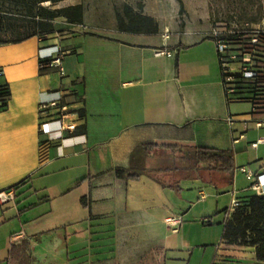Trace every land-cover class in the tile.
Returning <instances> with one entry per match:
<instances>
[{
	"label": "crops",
	"instance_id": "crops-1",
	"mask_svg": "<svg viewBox=\"0 0 264 264\" xmlns=\"http://www.w3.org/2000/svg\"><path fill=\"white\" fill-rule=\"evenodd\" d=\"M124 3L137 10L136 0H61L59 8L82 5L81 23L59 16L49 20L52 32L0 43V88L9 90L1 95L0 191L14 193L0 202V215L12 205L18 222L5 231L0 264H160L168 243L176 248L184 239L181 178L202 174L188 171V161L164 145L231 150V179L217 177L232 183L231 200L256 193L250 184L264 173V126H256L264 104L231 101L251 104L238 112L226 100L216 37L203 26H179L162 0L155 8L143 0L142 12L157 21L158 32L121 31L116 13ZM55 50L63 52V72L40 70V57ZM52 102L43 113L41 106ZM61 104L74 131L42 133L41 123L55 119ZM115 168L128 175L117 176ZM50 176L56 196L77 192L72 205L80 216L72 221H82V229L40 234L32 227L36 213L27 212L49 200L37 192ZM197 194L207 196L200 188ZM224 209L226 219L231 211ZM170 216L180 222L169 225ZM107 242L113 258L96 248ZM214 244L209 264H264L252 246L227 244L222 235Z\"/></svg>",
	"mask_w": 264,
	"mask_h": 264
},
{
	"label": "rangeland",
	"instance_id": "rangeland-1",
	"mask_svg": "<svg viewBox=\"0 0 264 264\" xmlns=\"http://www.w3.org/2000/svg\"><path fill=\"white\" fill-rule=\"evenodd\" d=\"M142 1L136 0V7L137 3ZM155 1L157 0H147L152 8L156 6ZM162 1L172 14H177L179 26H184L186 23L200 25L221 38L234 34L244 36L247 32L256 29L264 32V0H182V11H179L176 0ZM42 5L51 9L60 7V4L49 2ZM259 58L264 60V57ZM250 87L253 90L252 85ZM230 103L238 112L251 108V104L246 101ZM217 175L214 173V177L209 178L204 173L187 172L181 178V191L184 197L180 202L183 204L180 212L184 215V225L180 237L184 235V239L177 241L179 246L176 247L177 249L174 248L173 242L168 243L167 254L160 264H209L214 253V243L219 242L222 235V222L225 218L223 209H230L232 201V183ZM54 180L55 178L51 176L45 179L48 184L47 189L37 192L41 198H45L44 195L47 194L49 200L43 201L34 211L27 212L28 218H33L32 214L36 213V218L30 220L34 221L32 227L37 228L40 234H47L52 231L51 229L58 230L61 234L70 233L73 229H82L83 225L80 224L82 221L78 223L72 221L80 216L79 211L72 205V199L78 196L77 192L62 198L56 196ZM199 188L206 193L205 199H199L197 194ZM238 203L234 210L241 206L243 199ZM18 205L19 208L24 206L21 203ZM12 207V205L3 207L4 215H0L1 221L6 218L5 228H0L1 250L4 247L3 237L6 230L18 223L17 220H13V214L10 212Z\"/></svg>",
	"mask_w": 264,
	"mask_h": 264
},
{
	"label": "trees",
	"instance_id": "trees-1",
	"mask_svg": "<svg viewBox=\"0 0 264 264\" xmlns=\"http://www.w3.org/2000/svg\"><path fill=\"white\" fill-rule=\"evenodd\" d=\"M59 1L61 0H0V43H18L38 34L52 32L54 29L49 20L55 17L63 16L69 22H82L83 8L81 4L57 9L42 5L45 2L56 4ZM176 1L179 4V11H182L183 1ZM142 8L143 3L141 2L137 3V10L129 3H124L122 12L116 13L118 29L132 33H157V21L152 16L144 14ZM252 36L253 32L251 31L244 36L234 34L222 37L229 43L232 50L241 53L253 52V71L255 73V77L252 79H244L235 73V94L231 97L225 96L228 102L249 100L254 106L264 104V60L259 58L264 57V32L258 34V41L254 45L251 44ZM220 70L223 82L221 65ZM0 91H2L0 93V110H3L6 103L1 95L8 96L9 90L7 87H1ZM79 112L83 115V109ZM78 131L84 132L85 126L82 125ZM163 147L180 153L181 157L188 161V171H201L204 175H213V177L214 173H222L226 174L229 179L232 177L233 153L229 149L201 145L193 147L164 145ZM114 172L119 177L128 175V169L124 168H115ZM223 211L227 216V209ZM222 225V238L227 244L252 246L255 249L256 260L264 262V195L254 193L245 196L241 206L233 210L224 219ZM96 248L105 250L108 253L107 258H113V243L96 245Z\"/></svg>",
	"mask_w": 264,
	"mask_h": 264
},
{
	"label": "built area",
	"instance_id": "built-area-1",
	"mask_svg": "<svg viewBox=\"0 0 264 264\" xmlns=\"http://www.w3.org/2000/svg\"><path fill=\"white\" fill-rule=\"evenodd\" d=\"M253 36L251 38V44H256L258 41V34L262 32L260 29L253 30ZM216 37V51L218 53L219 62L223 72V88L224 94L226 97H231L235 94V73H238L240 77L244 79H252L255 77L253 71V52H239L232 50L227 41L223 40L218 35ZM164 53V52H161ZM62 59L63 52L60 50H55L53 53L40 57L39 68L44 67H57L60 73L63 72L62 68ZM56 104L55 102L42 105L41 109L43 113L48 106ZM69 114V109L66 104L60 105V111L57 114L55 119L43 121L40 125V131L42 133L52 134L56 132H62L67 130L72 133L75 129L74 124H65L64 120ZM55 125L53 129L50 128V125ZM256 126H264V120H257ZM258 143H252V146H256ZM240 170L246 173L247 177L251 179L252 173L247 171L244 167H241ZM250 188L256 192V194L264 195V173L257 174L254 180L250 184ZM14 199V193L11 190H1L0 191V202L4 203ZM239 200L232 199L230 211L232 212L237 205ZM167 223L171 226H175L180 222V218L176 216H170L166 219Z\"/></svg>",
	"mask_w": 264,
	"mask_h": 264
}]
</instances>
